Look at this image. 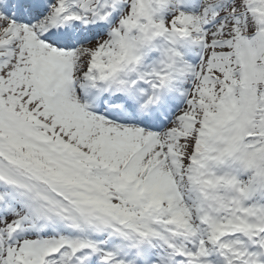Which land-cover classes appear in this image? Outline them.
Returning <instances> with one entry per match:
<instances>
[{
    "label": "snow or ice",
    "instance_id": "6c2138e0",
    "mask_svg": "<svg viewBox=\"0 0 264 264\" xmlns=\"http://www.w3.org/2000/svg\"><path fill=\"white\" fill-rule=\"evenodd\" d=\"M0 264H264V0H0Z\"/></svg>",
    "mask_w": 264,
    "mask_h": 264
}]
</instances>
